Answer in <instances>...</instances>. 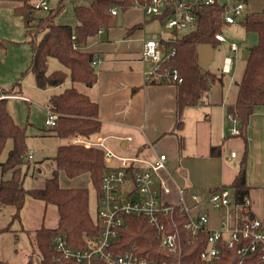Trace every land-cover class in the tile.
Returning a JSON list of instances; mask_svg holds the SVG:
<instances>
[{"label": "trees", "instance_id": "trees-1", "mask_svg": "<svg viewBox=\"0 0 264 264\" xmlns=\"http://www.w3.org/2000/svg\"><path fill=\"white\" fill-rule=\"evenodd\" d=\"M13 1V11L22 16L27 31L31 34L30 42L33 47L32 61L28 68L36 80L39 88L64 84L68 79L73 83L80 81L92 86L98 80L96 64L93 63L96 54L83 50L91 36L96 35L103 28L118 25V13L113 9L123 11L131 7L142 6L150 0H86L75 3V25L57 23L56 16L64 9V2L60 0L44 15L37 13L33 0H0ZM249 3V0H245ZM19 3H24L20 5ZM225 6L223 3L201 5L198 8L199 21L190 26L189 31L181 37L177 30L173 31L172 41L167 45L175 46L177 52L168 58L166 67H177L183 81L178 84V115L186 107L197 105L206 97L218 79L217 73L202 67L198 60L197 46L210 43L214 48L222 42L216 38V33L222 31L227 24L224 22ZM254 13L248 11L244 22L246 30L259 35V43L250 48L246 59L245 69L238 83L237 101L228 107L238 122L242 135H245L251 117L257 109L264 106V17L251 18ZM164 20L163 17H161ZM140 27L133 26L131 30ZM36 30V33H35ZM37 32L41 37L36 39ZM2 45V42H0ZM57 58L64 69L49 71L48 60ZM9 94L8 90L0 92ZM11 94V93H10ZM8 98L0 99V156L9 139L13 140V147L5 161H0L3 173L12 172L9 179H2L0 183V209L14 205L16 213L13 218H19L27 195L54 203L60 212V222L57 228L42 227L35 231L32 243L41 254L40 264H82L69 259L55 261L54 244L58 234L65 236L73 249L86 247V239L98 234V226L90 214L88 187H63L60 183V172L67 177L76 178L89 173L91 181L100 190L104 172L107 169L104 150L100 147H87L83 144H63L53 156L55 168L52 175L46 179L43 188L25 187L23 165L27 162L29 148L27 145L26 127L17 123L7 109ZM50 110L58 114L54 132L61 137L71 134H82L88 138L100 132L102 121L99 117V105L91 98L80 92L75 86L65 87L60 93L50 98ZM182 120H179V126ZM248 143H246V150ZM220 154L218 147H212V155ZM235 189V199L242 204L241 215L252 212L244 203V198L250 196L252 186L248 183L247 151L244 161L234 181L229 185ZM161 218L167 223V229L177 234V250L171 253L160 245L156 227L146 216L130 214L126 216V223L121 229L120 239L116 250L132 251L147 257L149 264H209L202 260L201 253L208 244V234L204 231L193 235L185 226L188 216L175 204L167 214ZM9 227L3 229L7 230ZM2 230H0L1 232ZM240 255L235 249L225 248L215 264H237ZM26 264H35L33 254ZM97 264H106L97 262ZM255 264H262L256 262Z\"/></svg>", "mask_w": 264, "mask_h": 264}, {"label": "crops", "instance_id": "crops-1", "mask_svg": "<svg viewBox=\"0 0 264 264\" xmlns=\"http://www.w3.org/2000/svg\"><path fill=\"white\" fill-rule=\"evenodd\" d=\"M13 5L15 6L14 2ZM136 7L124 11L121 26L103 28L82 47L83 50L96 54V59L99 60L96 64L97 82L89 86L80 81L73 83L68 79L64 84L49 86L58 89L50 94V98L65 87L73 85L98 103L102 127L95 134L107 137V143L111 147H114V141L110 140H116L117 149L121 151L112 147L115 151L146 159H154L161 152L166 153V173L172 186L170 194L165 196L167 200L178 202L181 197L178 189L184 188V201L191 206L196 204L191 194H198L200 199L193 213H207L210 225L217 228L220 226L221 216L216 212L218 209L210 206L207 200L213 190L229 186L234 181L246 151L248 156V128L244 136L241 134V138H238L240 135H232L231 128L240 126L238 122L231 120L228 112V107L237 101L238 83L244 70L236 78V64L231 57V71L223 73L221 69V74H217L218 79L208 95L197 105L186 107L179 117L178 85L169 81L147 80L145 72L149 69V64L142 58L147 38L146 29L158 23L164 24V21L156 16L148 18L149 15L145 14L141 6L137 10ZM135 25L140 27L131 30ZM161 32L164 34L163 30ZM172 36L173 33L159 37L171 41ZM20 99L30 101L26 97ZM180 119L182 123L179 126ZM45 125L53 132L27 133V145L29 152H32V157L27 156V162L23 165L27 188L45 186L46 179L55 168L53 156L60 145L69 143L67 137H61L54 132L53 126L47 125L46 120ZM9 143L5 155L0 158L2 162L13 147L12 139L6 145ZM212 147H218L220 154L213 156ZM232 151H236V157L230 156ZM11 176V171L3 173L0 167V183L2 179H9ZM60 180H65L63 187H87L85 184L91 177L86 173L69 178L61 171ZM250 197L251 206L259 205L256 192L253 194L251 190ZM251 210L255 214L252 207ZM15 213L14 205L0 209V264H9V259L17 256L18 248L28 262L34 253L32 239L35 231L42 227L57 228L60 222V212L56 204L32 195L26 196L19 218H13ZM7 227L9 229L3 230Z\"/></svg>", "mask_w": 264, "mask_h": 264}, {"label": "built area", "instance_id": "built-area-1", "mask_svg": "<svg viewBox=\"0 0 264 264\" xmlns=\"http://www.w3.org/2000/svg\"><path fill=\"white\" fill-rule=\"evenodd\" d=\"M60 0L55 2L58 5ZM223 3L225 6L223 18L225 24H234L246 20L248 15V4L245 0H150L142 5L146 15L163 17L164 28L175 31L182 28L194 26L199 21L198 8L201 5ZM35 10L49 11L53 8L50 0H33ZM118 13V8L113 9ZM102 29L99 31L101 32ZM216 38L226 42L225 34L220 31ZM168 39L157 35L148 38L144 42L142 58L149 64L145 72L147 80L160 82L169 81L180 84L183 78L177 67H166L168 58L177 52L175 46L167 45ZM172 41V40H171ZM170 41V42H171ZM233 51L239 49L235 42L230 43ZM98 59L93 63L97 64ZM232 69V58L225 57L222 66L223 73H229ZM25 98L20 95H13ZM58 114L49 110L46 124L55 126ZM233 122L236 118L230 114ZM232 135H241L239 127L231 128ZM68 144H83L87 147H100L104 150L107 169L104 172L102 185L98 191L97 218L98 234L86 239V247L73 249L65 236L58 234L55 237V254L53 260L64 261L73 259L82 264H149V259L132 251H117L116 247L120 239L122 227L126 223V216L130 214L143 215L155 225L160 245L171 253L177 250V234L167 229V223L161 218L170 209L179 204L181 210L187 214L188 220L185 226L193 235L199 232L208 234V244L201 253L203 261L215 264L222 255L225 248L235 249L240 255L237 264H264V221L251 213L241 215L242 204L235 199V189L230 186H222L213 190L207 202L213 208L231 210L230 218L222 217L220 226L215 228L210 225L209 215L205 212L193 213L195 205L200 196L191 194L196 204L189 206L183 198L184 188H179L181 195L178 202L168 201L165 197L172 191L167 170L168 155L159 153L154 159H146L137 155H124L115 151L108 143L107 137L94 134L86 137L82 134H71L67 136ZM129 140L131 138H128ZM236 151L230 156L236 157ZM32 157V152L28 153ZM245 205L251 210V197L244 198ZM168 264V262H164Z\"/></svg>", "mask_w": 264, "mask_h": 264}, {"label": "rangeland", "instance_id": "rangeland-1", "mask_svg": "<svg viewBox=\"0 0 264 264\" xmlns=\"http://www.w3.org/2000/svg\"><path fill=\"white\" fill-rule=\"evenodd\" d=\"M57 0H50L52 6H55ZM86 0H66L64 9L59 13L55 21L57 23H66L75 25L77 20L74 16L75 3H82ZM20 5L24 3H19ZM248 11L254 12L251 18L264 17V0H249ZM13 1H0V92L8 90L9 94H1V98H8L6 106L14 120L26 127V132H53L50 127L45 125V120L49 116L50 94L58 89L50 88L47 90L40 89L36 83L33 73L28 70L33 55V47L30 39L32 38L27 31L25 22L20 15L13 11ZM138 7V6H137ZM135 8L136 10L138 8ZM44 15L47 11H36ZM118 26L123 24L124 11L118 9ZM150 18V16H147ZM245 20L234 24L225 25L222 32L225 34L227 41L222 42L214 48V58L209 64V69L221 74L223 60L225 57H233L236 64L234 76L238 78L245 67L250 48L259 43V35L255 32H249L244 25ZM189 27L177 30V35L182 36L189 31ZM161 30L164 31L162 34ZM156 31V32H154ZM36 33V30H35ZM173 31L165 29L163 24H156L146 29V36L151 38L153 34L167 36ZM41 37V32H37L36 39ZM235 42L239 50L237 53L230 48V43ZM49 71L55 69H64V66L57 58L50 57L48 60ZM230 77V76H229ZM238 80V79H237ZM14 94L25 96L30 101L20 98L11 97ZM10 97V98H9ZM51 130V131H50ZM249 150L247 156L248 183L252 186L253 194L256 192L259 196V205H252V209L257 217L264 221V106L257 109L251 117L248 126ZM94 136V135H93ZM238 136V135H237ZM242 136H238L241 138ZM114 149L118 148L116 140L111 139ZM5 146L1 156L5 155L7 146ZM118 150V149H117ZM121 151V150H118ZM61 185L65 180H60ZM89 188V208L90 214L94 221L97 218V195L98 190L91 180L85 184ZM224 218H230L231 210H216ZM90 237V236H89ZM18 254L15 258L9 259V264H26L25 255L18 248ZM12 254V251L9 252ZM33 259L35 264H40L41 254L34 245ZM28 261V260H27Z\"/></svg>", "mask_w": 264, "mask_h": 264}, {"label": "water", "instance_id": "water-1", "mask_svg": "<svg viewBox=\"0 0 264 264\" xmlns=\"http://www.w3.org/2000/svg\"><path fill=\"white\" fill-rule=\"evenodd\" d=\"M198 60L202 67L208 69L214 58V46L210 43H201L197 46ZM2 264H7L6 262Z\"/></svg>", "mask_w": 264, "mask_h": 264}]
</instances>
